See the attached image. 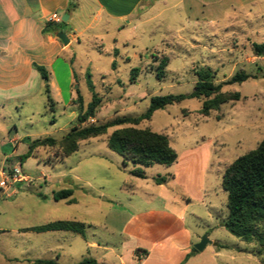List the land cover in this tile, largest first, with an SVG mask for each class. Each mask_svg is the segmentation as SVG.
<instances>
[{
	"label": "rangeland",
	"instance_id": "obj_1",
	"mask_svg": "<svg viewBox=\"0 0 264 264\" xmlns=\"http://www.w3.org/2000/svg\"><path fill=\"white\" fill-rule=\"evenodd\" d=\"M173 4L148 5L146 15H135L119 30L113 23L107 24L105 30L97 27L66 54L77 76L74 88L82 96L83 113L92 99L88 72L101 98L95 114L84 124L77 122V106L68 107L69 96L65 97L66 104L52 111L44 88L0 108V145L6 144V150H0V264H27L21 260L22 255L32 258L15 241L16 230L26 226L20 216L36 204L51 208V222L78 218L87 226V240L101 244L102 248L91 249L81 236H76L80 246L61 253L59 264H77L86 258L102 264H139L137 256L143 253L136 248L140 242L136 236L124 233L123 227L130 219L143 221L146 211L162 208L161 199L174 194L177 198L168 207L178 213L185 210L184 230L193 240L192 247L204 237L211 243L198 253L200 259H208L215 242L227 246L226 253H232L237 245L255 248L240 242L223 226L228 208L222 179L226 167L264 140V58L256 57L252 51L253 43H264V0L243 5L235 0L221 4L207 0L205 7L189 1L191 9L186 10L184 5L173 8ZM163 58L168 59V64L164 79L159 80L156 73ZM203 67L216 74V83L228 81L241 71L257 79L223 87L222 92L239 93L241 98L222 106L225 117L220 121L216 112L209 117L200 114L204 99H188L155 112L151 120L136 126L168 137L178 155L172 166L154 165L144 169L146 179L134 177L131 172L143 168L131 163L125 166L107 146V138L114 130L130 125L81 141L78 152L63 162L50 164L60 154V141L74 126L83 128L120 117H139L147 112L154 96L191 94L198 80L195 71ZM133 69H138L139 74L131 82ZM24 136L32 140L52 137L58 144L54 148H37L22 164L21 157L28 147L11 140ZM19 166L26 180L14 183L9 178ZM158 178L165 179L162 186L157 184ZM19 183H23V195L16 199L12 190ZM62 189L74 191L76 204L71 213L58 206L64 202L57 204L52 197ZM36 190L47 195V200H40ZM17 204H22V209ZM51 237L48 241L53 245ZM51 256L47 254L46 258L56 259ZM239 257L235 264H264V257L258 255ZM8 258L19 261L9 262ZM158 259L155 255L149 264Z\"/></svg>",
	"mask_w": 264,
	"mask_h": 264
},
{
	"label": "crops",
	"instance_id": "obj_2",
	"mask_svg": "<svg viewBox=\"0 0 264 264\" xmlns=\"http://www.w3.org/2000/svg\"><path fill=\"white\" fill-rule=\"evenodd\" d=\"M170 1L174 3L173 8L184 5L183 9L185 10L191 9L189 1H196L203 7L207 3V0H0V108L27 99L43 88L45 91L47 84L54 101V108L57 105L66 104V96H69L68 107H75L74 101L77 98V92L74 86L77 76L69 65L71 59L66 56L73 45L80 44L84 35L93 32L97 27H102L105 30L107 24L113 23L115 29L119 30L123 22L131 23L135 15H146L148 5L167 7ZM215 1L216 4H221L227 0ZM235 1L240 5L245 2L249 4L255 2V0ZM66 15L68 16L67 22L62 21L64 24L59 25L60 22L57 19L62 20ZM48 24H52L58 32L43 34V30ZM60 32L65 33L69 39L67 46L56 37ZM34 64L46 69L48 80L42 79L34 69ZM27 137H14L11 142L13 144L24 143L23 141ZM0 146L1 151L6 150V144ZM15 152L17 150H13L12 153ZM37 179L39 182L42 180L41 178ZM45 181L47 180L45 179ZM22 184H17L16 188L12 190L13 197L16 199L23 195ZM35 193L40 200H47V195L43 194L41 190H36ZM175 198L177 195L174 194L163 201L161 199L160 203L163 204V207H152L146 211L143 221L140 222L138 218H135L125 223L123 232L136 236L140 242L136 248V251L143 253L137 256L139 264H149L155 255L159 259L154 264H182L187 257L189 258L184 264H235L241 259L239 255H258L255 244H248L255 246L252 250L237 245L232 253H226L227 246L215 242L214 250L211 251L208 259H200L201 255L198 253L201 252L197 250L196 253L193 252V240L188 231L184 230L183 215L185 210L178 213L174 207L173 209L168 207ZM59 202H64V205L58 206H64L66 213L74 211L72 206L76 204L75 200L73 203L69 200L56 201L57 204H60ZM17 208L22 209V204H17ZM50 213L49 206L44 207L36 204L27 208L25 214L20 216L21 220H26L24 222L26 226L16 230L15 245L21 246L26 254L32 257L25 258L22 255L23 262L29 264V262L44 259L54 260L58 263L61 253L72 251L75 246H80L76 236L81 235L73 232L39 233L30 230L57 222H51ZM63 221L80 222L81 220L74 217L64 218ZM50 233L53 235H47ZM87 235L86 226V235L85 237L81 236L85 240L86 246L91 249L102 248L101 244H97V242H89ZM50 236L54 239L53 245L48 241ZM47 254L52 255L51 257L55 256L56 259L46 258ZM8 261L17 262L19 259L8 258ZM97 262L102 264V262Z\"/></svg>",
	"mask_w": 264,
	"mask_h": 264
},
{
	"label": "trees",
	"instance_id": "obj_3",
	"mask_svg": "<svg viewBox=\"0 0 264 264\" xmlns=\"http://www.w3.org/2000/svg\"><path fill=\"white\" fill-rule=\"evenodd\" d=\"M72 10V8H70ZM64 24L62 21L59 25ZM52 24H48L43 30V34L58 32ZM252 51L256 57L264 58V43L252 44ZM115 54L117 52L115 51ZM168 59L163 58L157 68L156 77L159 80L164 79ZM113 68L116 64L113 63ZM34 69L41 75L43 80H48V74L44 67L33 65ZM139 74L138 69L131 71V82L136 80ZM197 82L194 91L191 94L165 96H154L150 99V106L147 112L139 117H120L106 123H99L80 128L74 126L60 141V154L56 160L50 162L51 165L63 162L65 158L78 152V146L81 141L104 136L109 129L130 125V127L118 128L107 138L109 150L118 154L124 165L131 163L140 166L143 169H135L131 174L140 179H146L144 169L151 168L154 165L170 167L177 162L178 155L171 147L169 139L163 134L152 132L149 129H138L143 121L151 120L155 112L163 110L168 106L180 104L188 99H204L200 114L209 117L212 112L217 113L216 119L220 121L225 117L222 106L229 102L240 100L239 93H224V86L232 84H242L249 79H257L244 71L238 72L228 81L216 83V74L207 67L195 71ZM92 75L87 73V84L89 91L92 93L91 102L87 105L86 113H83V99L79 92L74 104L78 108V124H84L91 114H95L97 107L101 103V98L95 91L92 83ZM45 94L48 99L49 107L54 111V101L51 97L48 84L45 86ZM28 151L21 157L22 164L32 156L37 148L48 147L54 148L58 141L52 137L32 140L27 137L23 141ZM158 185L165 183L164 178L156 179ZM222 188L227 193L228 216L223 223L225 229L246 244H255L257 254L264 257V140L248 154L236 159L225 170L222 179ZM74 191L72 189H63L53 194L55 201L69 200L73 203L72 198ZM42 198L45 196L39 195ZM30 230L35 232H54L68 231L85 237L86 225L82 222L57 221L34 227ZM2 233V231H0ZM193 252L197 251L193 249ZM189 257L185 259L188 260ZM184 262L182 264H184ZM29 264H58L54 260H35ZM77 264H99L93 258H86Z\"/></svg>",
	"mask_w": 264,
	"mask_h": 264
},
{
	"label": "water",
	"instance_id": "obj_4",
	"mask_svg": "<svg viewBox=\"0 0 264 264\" xmlns=\"http://www.w3.org/2000/svg\"><path fill=\"white\" fill-rule=\"evenodd\" d=\"M68 20V16L66 15L65 17H63L62 21L63 22H67ZM56 37L62 41V43L67 46L69 44V39L67 37V35L63 32H60L56 35ZM210 243L209 239L207 237H204L200 243H198L197 245H195L194 249L202 252L205 247Z\"/></svg>",
	"mask_w": 264,
	"mask_h": 264
},
{
	"label": "built area",
	"instance_id": "obj_5",
	"mask_svg": "<svg viewBox=\"0 0 264 264\" xmlns=\"http://www.w3.org/2000/svg\"><path fill=\"white\" fill-rule=\"evenodd\" d=\"M57 21L61 22L62 20L61 19H57ZM14 172H15L14 175L11 178H9L12 182L18 183V182L26 180V177H24L22 175V171H21L20 166H19V168H16Z\"/></svg>",
	"mask_w": 264,
	"mask_h": 264
}]
</instances>
